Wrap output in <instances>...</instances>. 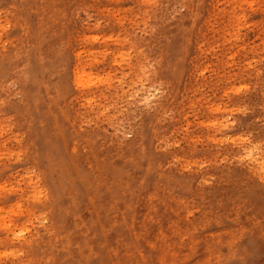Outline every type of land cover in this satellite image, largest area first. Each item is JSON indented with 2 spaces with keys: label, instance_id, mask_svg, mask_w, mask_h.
<instances>
[{
  "label": "rangeland",
  "instance_id": "rangeland-1",
  "mask_svg": "<svg viewBox=\"0 0 264 264\" xmlns=\"http://www.w3.org/2000/svg\"><path fill=\"white\" fill-rule=\"evenodd\" d=\"M263 161L264 0H0V264H264Z\"/></svg>",
  "mask_w": 264,
  "mask_h": 264
},
{
  "label": "bare ground",
  "instance_id": "bare-ground-1",
  "mask_svg": "<svg viewBox=\"0 0 264 264\" xmlns=\"http://www.w3.org/2000/svg\"><path fill=\"white\" fill-rule=\"evenodd\" d=\"M249 156H250V155H249ZM263 162H264V161H263ZM261 163H262V162H261ZM261 163H260V164H261ZM263 164H264V163H263ZM256 165H257V164H256ZM263 168H264V165H263Z\"/></svg>",
  "mask_w": 264,
  "mask_h": 264
}]
</instances>
